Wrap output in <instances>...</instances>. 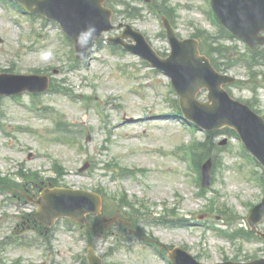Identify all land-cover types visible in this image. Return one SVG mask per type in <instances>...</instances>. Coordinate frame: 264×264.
I'll return each instance as SVG.
<instances>
[{"label": "rangeland", "instance_id": "1", "mask_svg": "<svg viewBox=\"0 0 264 264\" xmlns=\"http://www.w3.org/2000/svg\"><path fill=\"white\" fill-rule=\"evenodd\" d=\"M135 1L139 6L144 5L142 0ZM170 1L177 9V28L183 37L194 32L191 23L214 30L205 13L206 0ZM10 11L19 23L10 20L0 7V37L3 39L0 42V71L12 68L14 72L28 74L41 70L53 75V70L57 69L59 73L52 78L62 88L71 89L76 97L57 91L42 94L35 100L29 95L21 97L25 104L42 108V115L9 97L0 101L1 174L14 176L24 167L40 171L47 178L54 176L52 162L57 159L68 172L65 183L70 187L93 189L103 186L111 195L126 190L131 198L146 203L148 213L145 217L162 218L167 206L175 209L176 217L189 220L185 225L175 227L138 220L136 225L144 238L157 239L172 246H186L204 263L221 262L225 257L237 256L244 260L247 256H264V244L259 240H237L233 244L205 226L207 222L220 224L222 218L206 212V199L197 195L198 186L192 173L180 154H175L180 145L191 141L192 135L181 126L178 117L170 116L173 109L167 99V76L155 73L131 53H113L105 41L94 48L88 63L72 69L68 63L70 47L63 45L56 24L31 20L21 12ZM144 14V18L130 23L146 33L158 50L167 52L160 18L146 11ZM121 20L119 17L117 22ZM32 29L41 36L33 35ZM120 32L116 28L107 35ZM225 43L231 45L232 42ZM45 53L50 54L46 60L42 58ZM122 67L126 71H122ZM258 70L264 71V66ZM230 72L244 82H252L240 65ZM256 81L259 85L256 93L249 87H234L232 92L236 97L258 99V109L264 114V80L259 76ZM131 89L136 91L131 92ZM78 96L92 97V103L100 104L109 124L104 125L96 110L82 104ZM55 111L60 112L78 132L75 140L68 135L71 139L64 144L55 141L51 114ZM150 112L164 116L149 118L147 114ZM88 132L92 139L85 143ZM197 136L203 139L205 132L198 130ZM225 137L220 134L214 140L219 142ZM238 144L239 141L233 138L226 145L229 148L222 149V167L216 172L213 191L208 195H216L219 191V203L228 204L240 216L246 217L247 203L259 202L264 191L248 176ZM114 159L123 166L144 172L137 171L135 177L114 180L112 172L106 171L103 165ZM85 161L99 165L94 171L90 168L80 173L79 168ZM20 203L0 202V243H7L0 244V264H83L88 244L79 227L60 220L51 232L40 236L26 219H21L23 213L30 214L35 207ZM172 218L174 215H168V219ZM67 226L73 231L67 230ZM260 228L264 230V223ZM114 232L119 233L117 239L96 236L93 241L106 264H165L149 245L141 247L140 237L129 235L118 227ZM240 245L241 249L238 248Z\"/></svg>", "mask_w": 264, "mask_h": 264}, {"label": "water", "instance_id": "2", "mask_svg": "<svg viewBox=\"0 0 264 264\" xmlns=\"http://www.w3.org/2000/svg\"><path fill=\"white\" fill-rule=\"evenodd\" d=\"M30 11L44 14L52 19L59 21L68 34L73 38L79 51L80 58H85L92 40L101 35L103 31L109 30L110 16L109 11L103 7L104 0H19ZM215 5L224 22L238 35L244 37L253 46L264 40L257 39L259 31L264 30V0H214ZM260 15V16H258ZM131 35L141 44L136 48L153 62L163 67L169 72L176 82L178 92L182 95V104L187 112H191L192 106H196L195 96L201 86H206L211 90L210 99L212 103L206 104L207 108H221L227 118L219 119L212 117H201L202 123L207 128L215 126L231 125L237 128L249 147L260 157L264 163V124L257 117L250 115L253 123L245 120L246 124L236 117H230L231 112L240 109L237 105L229 103L228 97L221 90L222 80H218L211 70L202 64L203 59L198 55L196 46L190 45L187 48L179 43L170 30L171 41L174 46V53L169 63L160 64V61L145 45L142 37L130 28L126 33ZM187 44V43H186ZM190 50L191 56L181 55ZM178 59L179 64H178ZM202 74L203 76H199ZM28 83L21 86H1V93H13L25 89L35 90L33 87V77L24 78ZM4 82V80H2ZM190 106V107H189ZM236 108V109H235ZM208 111V110H206ZM214 116V115H213ZM208 178V169L205 170ZM39 216L42 220L52 224L61 216H69L75 220L85 221L87 213L100 211L99 196L82 190L55 189L47 190L38 201ZM264 218V203L259 205L252 215L251 224ZM176 252H179L178 250ZM185 257L189 259L186 255ZM177 264H187L179 262ZM190 260V259H189ZM99 264V262H96ZM231 264V263H229ZM248 264H264V260H258Z\"/></svg>", "mask_w": 264, "mask_h": 264}, {"label": "clouds", "instance_id": "3", "mask_svg": "<svg viewBox=\"0 0 264 264\" xmlns=\"http://www.w3.org/2000/svg\"><path fill=\"white\" fill-rule=\"evenodd\" d=\"M49 55H50L49 53H45V54H43L42 58L46 60V59H48Z\"/></svg>", "mask_w": 264, "mask_h": 264}]
</instances>
